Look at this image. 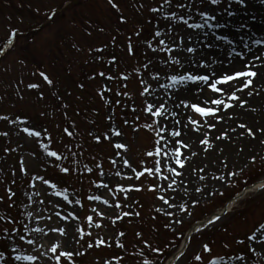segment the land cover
<instances>
[{
  "label": "rangeland",
  "instance_id": "obj_1",
  "mask_svg": "<svg viewBox=\"0 0 264 264\" xmlns=\"http://www.w3.org/2000/svg\"><path fill=\"white\" fill-rule=\"evenodd\" d=\"M246 65L258 72L237 93L247 105L221 111L214 130L192 131L187 117L215 121L175 105L204 106L211 94L171 77ZM149 103L178 115L165 122ZM165 123L163 136L179 129L173 139L189 142L180 176L156 155ZM262 129L264 0H0V264H57L52 247L73 253L60 264H167L199 223L177 264H264ZM205 132L212 147L199 143Z\"/></svg>",
  "mask_w": 264,
  "mask_h": 264
},
{
  "label": "snow or ice",
  "instance_id": "obj_2",
  "mask_svg": "<svg viewBox=\"0 0 264 264\" xmlns=\"http://www.w3.org/2000/svg\"><path fill=\"white\" fill-rule=\"evenodd\" d=\"M121 22H123V20ZM15 35L16 34L13 33V36H15ZM155 35L158 37L161 35V33L156 32ZM9 43H11V41H9ZM158 43L163 45L164 41L159 40ZM100 75H104V74L100 73ZM257 76H258V72L255 70H252L251 65H246L244 69L233 70V71L228 72L226 74H217V75H214L212 77H210L209 75H193V74L182 75V76L173 75L171 77V81H172L173 85L182 83L184 81H189V82H193V83L203 82L205 84L204 91L206 93L211 94V95H206V97L203 101L204 106H200L198 103H195V102L189 104V102L185 99H182L175 106L177 108L191 107L193 112L198 114L199 116L205 117V118L212 117L215 121V123L209 124L205 120V123L203 125H200V124H197L196 121L191 120L190 117H187V119L189 120V123L196 125V127H194L192 129V131L198 132L200 127H206L209 131L214 130L216 127V124L220 123L224 119V117L219 115V113L221 111H227L229 109H232L233 107H238V108L243 109L247 105L248 101L247 100H241V97L237 93L244 92L247 89L251 88L253 86V82ZM44 78H45V80H48L47 76H45ZM108 79H112V77L109 76ZM158 79H159V77L157 76V80ZM48 83L51 84L52 82L50 80H48ZM171 86L172 85H169V87H171ZM32 87H35V85H33ZM81 87H83V85H81ZM147 91H148V89H145V93H147ZM201 91H202V89L197 87L193 90V95H196L198 97V95ZM208 105H211L212 107H210ZM147 111L155 117H161L163 115V119L165 120V122L168 121L169 116L176 117L178 115L176 111L169 112V110L167 109V107L165 106L164 103L158 104L155 111H153V104L149 103L147 105ZM228 119L232 120V119H234V116L232 114H229ZM175 123L179 124L180 121L177 120ZM237 127L240 129H246L247 135L251 136L253 139H255V133L252 131L251 128H248V126L246 124L239 123L237 125ZM167 128H168V124L165 123L156 129L157 145H159L156 148V155H164V156H167L168 159L174 161L173 166L168 167L167 171L169 173H175L177 176H180V175H182V173L177 170V166L179 169H184V167H185L184 161L180 158L181 157L180 149L187 148L189 142L182 141L181 139H173V138H179L182 136V132L179 129H174L172 131H169L167 137L163 136L162 133H164L167 130ZM183 131L184 132L187 131V125L184 126ZM232 131L235 132L236 129L233 128ZM261 131L264 132V129H262ZM25 132H28L29 135L36 136V137H39L41 135V133L39 131L29 132V130L27 128H25ZM116 135L119 136L120 133L116 132ZM215 139L216 140L228 139L227 130H225L221 134H218L215 137ZM161 140H163V145H161ZM199 143L202 145H207L208 147H212V145L209 144L208 132L204 133V138ZM169 145H171V147H169ZM114 147L116 149H121L124 147V145L121 143H115ZM205 151H207V149H205ZM241 151H242V149H241ZM49 155L51 157L56 158V159H60V157L57 155V153L55 151L49 152ZM149 155H152V153H149ZM192 155H195V153L193 152ZM187 158L188 157L185 156L184 160H187ZM224 163L226 164L227 161H224ZM124 164L126 166H128V161L125 160ZM157 164H159V161H157ZM159 170L160 169L157 168V171H159ZM62 171L67 173L69 170L67 168H64V169H62ZM132 171L135 172V169H132ZM137 175H143V173H138ZM231 175L233 177H235L236 173L233 172ZM163 178L165 180L168 179L167 176H165ZM200 178L204 179V177H200ZM216 179H223V178L222 177H216ZM45 183H46V181H45ZM181 183H183V181H181ZM107 186H108L107 184L103 185V187H107ZM53 187H55V185H53ZM167 187H172V184H168ZM125 191H127V189H125ZM200 191H203V189H200ZM56 195L59 196L60 194L56 193ZM29 199H31V197H29ZM63 199L65 201H68L69 203H71V201L69 200V197L67 195H65L63 197ZM97 199H98V197H97ZM161 199L163 200L164 204L168 205L170 208L175 207L176 204H179V201H176V204H172V203H169V200L164 199L163 197H161ZM173 200H175V197H173ZM77 203H79V202L77 201ZM179 206L181 208L184 207L183 205H179ZM57 216H59V213H57ZM217 219H219V218H217ZM89 222L91 223V220ZM97 226H99V225H97ZM23 228L27 232H33L34 231L37 233H41L43 231L41 228H38V227L37 228H29L27 224H23ZM53 231H57V230L53 229ZM58 231L61 234H63L64 229H59ZM82 238L83 237H81V239ZM19 239L24 240L25 237L23 235H21L19 237ZM251 239L254 240L255 238L253 237ZM26 242L29 245H35V243H36V241L33 239H27ZM99 243L103 244V241H100ZM41 246H43V245H41ZM89 247H91V245H89ZM121 247H123V245H121ZM202 247L205 251H209V252L211 251V249L209 248V246L207 244L203 245ZM12 251H16L15 247L12 248ZM51 252L55 255L57 264H60V261L64 260V259H67V260L73 259V253L72 252L59 251L57 247H52ZM16 259H20V257H16ZM29 259L33 261V264H36V261H37L36 256L30 257ZM196 259L199 260L200 257H196Z\"/></svg>",
  "mask_w": 264,
  "mask_h": 264
},
{
  "label": "bare ground",
  "instance_id": "obj_3",
  "mask_svg": "<svg viewBox=\"0 0 264 264\" xmlns=\"http://www.w3.org/2000/svg\"><path fill=\"white\" fill-rule=\"evenodd\" d=\"M255 186H256L255 188H257V189H264V181H261V182L257 183ZM232 204H233V201L230 202V205H229V207H228L229 209L232 207ZM196 229L199 230L200 227H196ZM189 239H190V238H189ZM187 246H188V243H187V242H183V244H182V246H181V250H180V252L182 253L183 250L187 248ZM180 257H181V256H180ZM180 257H179V258H180ZM177 262H178V261L175 260V257H172V258L168 261L167 264H177Z\"/></svg>",
  "mask_w": 264,
  "mask_h": 264
},
{
  "label": "water",
  "instance_id": "obj_4",
  "mask_svg": "<svg viewBox=\"0 0 264 264\" xmlns=\"http://www.w3.org/2000/svg\"><path fill=\"white\" fill-rule=\"evenodd\" d=\"M66 8H67V7H66ZM223 214H224V213H223ZM223 214H218L217 216H222ZM201 224H203V223H199L196 227H199ZM196 227H194V228L191 229L190 233L187 235V237H186V239H185V242H187V241H188V238H189L193 233L196 232V230H197ZM178 256H179V255L175 256L176 259H177Z\"/></svg>",
  "mask_w": 264,
  "mask_h": 264
}]
</instances>
